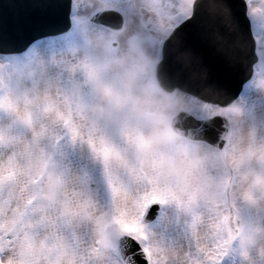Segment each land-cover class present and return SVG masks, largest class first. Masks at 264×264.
Here are the masks:
<instances>
[{"label":"snow or ice","instance_id":"snow-or-ice-1","mask_svg":"<svg viewBox=\"0 0 264 264\" xmlns=\"http://www.w3.org/2000/svg\"><path fill=\"white\" fill-rule=\"evenodd\" d=\"M206 12L211 96L171 55ZM0 264H264V0H0Z\"/></svg>","mask_w":264,"mask_h":264},{"label":"bare ground","instance_id":"bare-ground-1","mask_svg":"<svg viewBox=\"0 0 264 264\" xmlns=\"http://www.w3.org/2000/svg\"><path fill=\"white\" fill-rule=\"evenodd\" d=\"M217 2L223 3L226 0H217ZM195 32L199 33L197 34L199 43H202V40L206 42V47L203 46L200 52L194 51L200 48L198 43L195 46L187 47L183 46L182 42L177 43L171 50L175 70L183 75L188 84H193L198 92H201L202 88H208L204 94L209 95L211 89L216 88L218 83L216 79H222L225 72L235 74L237 78L243 77L245 70L243 38L235 33L226 21L223 19L220 22L213 21L210 14L206 12L204 18L197 22ZM203 34L208 37L201 36ZM212 38L215 39L214 42L218 43L216 48L211 47ZM180 47H184V51L178 54L177 48ZM211 50L213 52H210ZM228 54L234 55L229 57ZM204 56H208V62H202ZM197 62L203 64L200 69H198ZM227 63L230 67L227 66Z\"/></svg>","mask_w":264,"mask_h":264},{"label":"water","instance_id":"water-1","mask_svg":"<svg viewBox=\"0 0 264 264\" xmlns=\"http://www.w3.org/2000/svg\"><path fill=\"white\" fill-rule=\"evenodd\" d=\"M195 33H196V35L199 34V33H197V32H195ZM201 36H207V35H204V34H203V35H201ZM207 37H208V36H207ZM201 40H202V39H201ZM214 40H215L214 38H212V40H211V41H213V42H211V47H212V48H216V47H217V44H218L216 41L214 42ZM197 43L200 45V46H199L200 48H198L197 50H194V51H196V52H200V51L202 50V47H203V46L206 47V42H205L204 40H202V43H199V40L197 39L196 44H197ZM196 44H195V45H196ZM194 51H193V52H194ZM210 52H213V50H211ZM227 52H228V51H227ZM227 52H226V53H227ZM228 55H229V57H230V56H233L234 54H233V55H232V54H228ZM206 61L208 62V56H207V57H206V56L203 57V61H202V62L205 63ZM187 63H188V61H187ZM227 64H228L227 66L230 67L229 63H227ZM202 65H203V64H202L201 62H197L198 69H200V67H201ZM223 66H226V65H223ZM222 68H223V67H222ZM241 78H242V77H241ZM220 80H221V78H218V80L216 79V81H218V82H219ZM189 86H190L194 91H198L196 88L193 87V84H189ZM207 90H208V88H207V89L202 88V89H201V92L204 93V92H207ZM215 90H216V88H214V90L211 89V92H210V93L208 92L209 95H210V96H211V95H214V94H215ZM212 134H213V133L210 131V132H209V135H212Z\"/></svg>","mask_w":264,"mask_h":264}]
</instances>
